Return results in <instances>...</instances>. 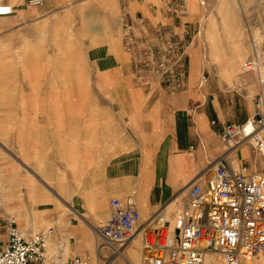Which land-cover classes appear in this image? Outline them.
<instances>
[{
	"label": "crops",
	"instance_id": "1",
	"mask_svg": "<svg viewBox=\"0 0 264 264\" xmlns=\"http://www.w3.org/2000/svg\"><path fill=\"white\" fill-rule=\"evenodd\" d=\"M43 1L41 8L32 9L26 0H0L14 8L12 15L0 21L8 19L14 28L11 33L17 34L31 23L35 29L49 27L56 13L62 22L72 21L70 16L74 20L82 17L80 30L87 55L83 69L91 78L87 82L81 74L70 82L66 79L59 86L61 93H56L55 80L41 79L40 63L32 61L17 67L21 75L29 72L25 73L29 79L16 81L17 88L29 85L32 92L24 94L18 88L9 94L13 80L2 56L0 217L7 226L12 215L26 236L34 228L41 231L45 225H53L46 262L66 264L72 256L95 257L94 231L110 217L111 198L131 200L146 216L141 218L145 229L151 226L149 218L154 222L161 219L173 229L175 209L187 202V185L197 181L223 154L219 139L222 127L242 124L251 117L229 122L217 94L209 87L206 93L195 89V56L186 87L175 95H169L157 80L151 88L136 83L130 58L120 45L121 11L127 8L140 18L144 36L153 41L156 27L181 31L168 18L166 0ZM80 5L87 7L82 16L77 14ZM197 20L194 16L192 21ZM209 21V30L216 37L214 21ZM9 32H1V42ZM44 86L49 90L41 95L39 88ZM240 153L238 149L236 158L242 164L245 160ZM14 173L17 187L10 185ZM29 179L37 183V197L48 198V202L33 207L44 212L38 227L26 225L24 218V214L31 215V205L23 210L28 204ZM41 182L47 183L48 192ZM5 238L6 233L0 234V242Z\"/></svg>",
	"mask_w": 264,
	"mask_h": 264
},
{
	"label": "built area",
	"instance_id": "2",
	"mask_svg": "<svg viewBox=\"0 0 264 264\" xmlns=\"http://www.w3.org/2000/svg\"><path fill=\"white\" fill-rule=\"evenodd\" d=\"M43 5V0H26L28 8ZM171 7L170 12L178 16V9L183 12L185 4ZM13 9L0 2V16L12 15ZM120 27L122 50L130 58L137 84L151 88L157 80L169 95L186 87L189 64L187 47L182 42H175L160 26L154 29L153 41L148 40L144 23L127 8L121 11ZM258 66L259 60L250 58L242 71L254 72ZM200 81H206L203 74ZM249 120L222 127L219 139L223 154L197 181L187 185V202L172 230L165 222L157 225L153 218L148 219L156 228L145 229L146 235H152L153 245H146L141 264H204L207 254L220 256L224 264H246L247 256L259 258L264 264V175L248 173L243 164L235 169L230 159L232 147L244 139H248L252 153L264 159V90L255 101L248 129ZM109 207L110 217L99 228L98 236L103 244L120 248L140 227L141 215L129 199L111 198ZM6 224V238L0 243V264H49L48 240L54 234V226L26 236L13 217H8ZM66 264L96 263L86 256H72Z\"/></svg>",
	"mask_w": 264,
	"mask_h": 264
},
{
	"label": "rangeland",
	"instance_id": "3",
	"mask_svg": "<svg viewBox=\"0 0 264 264\" xmlns=\"http://www.w3.org/2000/svg\"><path fill=\"white\" fill-rule=\"evenodd\" d=\"M183 2L185 9L183 12H181V8L178 9L180 15L176 16V12L175 14L170 12L172 10L171 5L176 3L182 5ZM166 3L168 18L172 19L174 26L181 28V31L177 29V31L170 32L166 28H164V31L175 42H182L187 47L189 67L191 66V59L193 60V56H195L197 63L195 89L206 93L209 87L212 93L217 94L222 110L229 122H236L238 118L245 115L251 117L254 112L255 101L264 90L261 87L262 82H264V0H166ZM86 9L87 7L83 5L78 6L77 14L82 16L84 14L83 11ZM194 16H197L198 20L196 22L192 21ZM53 19L54 22L49 27L47 25L42 26L40 29H35L31 23L23 28L24 31L17 34L11 33L14 28L12 23L8 22V19L3 22L0 21V37L2 31H10L9 35L4 33L6 34L5 40L2 42L0 40V64L3 56V58H6L5 62L8 63L9 78L13 80V86L9 87V94H11V91L15 94L18 88L24 94L32 92L31 86L22 85L17 88L18 83H16L20 79H23V82L29 79L25 76V73L29 72H22V76L20 74L21 71H18L17 67H22L24 63L27 65L28 62L32 61L40 63L42 68L40 70L41 79L53 78L55 80L57 84L55 86L56 93H61L62 88L59 86L63 84V81L65 84L66 79L70 82L71 79H75L78 75L81 77V74H83L82 76H86L85 79L89 82L88 80L91 76L88 70H84L86 68L87 55L85 54L86 43L84 34L80 30L81 26L84 25L82 17L80 20H74L70 16L72 21L62 22L58 13H56ZM211 19H213L215 24L216 37L212 36L208 27ZM49 32H51V35ZM255 37L260 40L258 47L262 54L261 60L258 58L259 56L253 46L256 40ZM120 45L122 48L121 43ZM2 51L3 55L1 54ZM33 54L35 58H32ZM250 58H257L259 66L254 72L244 73L242 66ZM202 74L206 78L205 82L200 81ZM64 75L67 78L63 79ZM39 90L41 95H46L49 88L44 86L40 87ZM90 93L93 94L95 92L91 91ZM227 101H229V108L227 107ZM233 104L236 105L232 107ZM242 143L238 144V146L242 148H240V155L245 160L242 163L244 168L248 173L259 172L264 175V159L252 153L251 145L246 143L243 146ZM236 153L237 151L235 154H231L230 158L234 164L240 166V162L236 159ZM19 169L22 174H27L23 168ZM27 169L30 171L34 170L33 167L29 166H27ZM13 170L15 171L16 169L13 168ZM29 180L26 183L29 186V191H27L28 204L23 205V210L28 205H31V215L24 214V218L26 225L37 226L40 221H44V212H37L33 207L38 203L48 202V198H38L35 189L37 183L32 182L31 179ZM10 185L17 187L16 173L10 179ZM40 185L48 192L46 182H41ZM41 192L44 191L41 190ZM180 201L182 200L180 199ZM181 206L182 204L175 209L176 219L171 221L172 224L176 223L177 210L181 209ZM140 215L142 216L141 218L146 219L144 214ZM9 217H12V215ZM141 221L142 219L140 220V227L143 229ZM155 224L160 225L159 221ZM47 226L53 225H45L44 229ZM155 226L151 223L149 228L153 230L156 228ZM6 227L5 222H2L0 217V234L6 233ZM140 227L138 229H141ZM170 230H172V227ZM38 231V228H34L32 233ZM146 233L144 231L142 237L139 236L136 245L129 247L126 252L132 258V264H140L139 250L143 249L145 240L150 235H146ZM106 246L96 237V253L95 257L91 259L92 262L96 264H126L120 258L113 260V262L110 261L114 257L113 249L106 248ZM101 248L104 249L100 250ZM144 254L145 252H143L141 258ZM47 257L49 259L50 254H47ZM253 259V264H262L259 258L253 257Z\"/></svg>",
	"mask_w": 264,
	"mask_h": 264
},
{
	"label": "bare ground",
	"instance_id": "4",
	"mask_svg": "<svg viewBox=\"0 0 264 264\" xmlns=\"http://www.w3.org/2000/svg\"><path fill=\"white\" fill-rule=\"evenodd\" d=\"M5 16H0V18H4ZM256 38V40H255V43L253 44V46L255 47V52H257V54H258V58L261 60V58H262V54L260 53V50H259V44H260V40L257 38V37H255ZM240 50H242L241 48H240ZM241 52V51H240ZM241 54V53H240ZM242 55V54H241ZM242 57H243V55H242ZM194 61V60H193ZM193 61H192V63H193ZM250 123H251V118H250V120L247 122V127H248V129H249V126H250ZM241 142H243L242 143V145L244 146V145H246V143H248V139H244V140H242ZM240 142V143H241ZM239 143V144H240ZM241 145V146H242ZM241 147H239L238 145H235L234 147H232V149L230 150V154H235V152L238 150V149H240ZM242 149V148H241ZM231 156V155H230ZM231 159V158H230ZM232 163V166L236 169V168H239V166L238 165H236V164H234L233 162H231ZM31 212V211H30ZM141 220V219H140ZM159 220V223H160V225H162L163 223L161 222V219H158ZM144 222H143V220L141 221V225L142 226H144V224H143ZM148 225V224H147ZM174 227H175V225H174ZM141 229H138L134 234H133V236H132V238L124 245V246H122V247H115V248H112V247H110V246H106V248H112L113 250H115V254H114V257H113V259L112 260H110V261H112L113 262V260H115V259H117V258H120V259H122L126 264H132L133 262H132V258L130 257V256H128L127 254H126V252H127V250H128V248L129 247H132V246H135L136 245V243H137V241H138V238H139V236H141L142 237V233L145 231L144 229V227H143V229H142V227H140ZM20 230V229H19ZM93 231V230H92ZM20 232L24 235V233L20 230ZM95 232V235H96V237H98L99 238V234H98V232L97 231H94ZM152 235H149L148 237H147V240H145V243H144V245H143V249L142 250H139V252H140V264H141V261H142V258H141V255L143 254V252H144V249L146 248V245H148V246H151V245H153V240H152V237H151ZM147 241V242H146ZM162 243H164V240H161V244ZM102 249H104V248H101L100 250H102ZM113 253H114V251H112ZM245 260H246V264H253V262H254V259H253V256H247L246 258H245ZM204 264H224L223 263V261H222V259H221V257L219 256L218 257V255H216V254H207L206 255V257H205V260H204Z\"/></svg>",
	"mask_w": 264,
	"mask_h": 264
},
{
	"label": "water",
	"instance_id": "5",
	"mask_svg": "<svg viewBox=\"0 0 264 264\" xmlns=\"http://www.w3.org/2000/svg\"><path fill=\"white\" fill-rule=\"evenodd\" d=\"M175 234H176V235L178 234V229L175 230Z\"/></svg>",
	"mask_w": 264,
	"mask_h": 264
}]
</instances>
